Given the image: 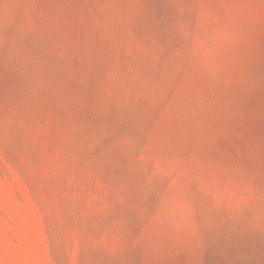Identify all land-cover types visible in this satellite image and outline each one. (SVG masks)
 I'll return each instance as SVG.
<instances>
[{
  "label": "rangeland",
  "instance_id": "obj_1",
  "mask_svg": "<svg viewBox=\"0 0 264 264\" xmlns=\"http://www.w3.org/2000/svg\"><path fill=\"white\" fill-rule=\"evenodd\" d=\"M0 264H264V0H0Z\"/></svg>",
  "mask_w": 264,
  "mask_h": 264
}]
</instances>
